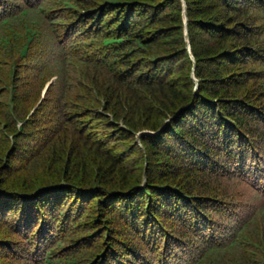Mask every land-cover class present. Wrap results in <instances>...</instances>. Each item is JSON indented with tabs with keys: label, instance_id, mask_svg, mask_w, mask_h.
Returning <instances> with one entry per match:
<instances>
[{
	"label": "trees",
	"instance_id": "obj_1",
	"mask_svg": "<svg viewBox=\"0 0 264 264\" xmlns=\"http://www.w3.org/2000/svg\"><path fill=\"white\" fill-rule=\"evenodd\" d=\"M0 264H264V0H0Z\"/></svg>",
	"mask_w": 264,
	"mask_h": 264
},
{
	"label": "rangeland",
	"instance_id": "obj_2",
	"mask_svg": "<svg viewBox=\"0 0 264 264\" xmlns=\"http://www.w3.org/2000/svg\"><path fill=\"white\" fill-rule=\"evenodd\" d=\"M185 2H183V5H184V21H185V4H184ZM187 14V13H186ZM187 25V24H186ZM186 35H188V32H187V30H186ZM187 41H189V39L187 38ZM188 43V42H187ZM188 47L190 48V44L188 45ZM154 134V133H150V132H148V131H142V132H139L138 133V135H143V134Z\"/></svg>",
	"mask_w": 264,
	"mask_h": 264
},
{
	"label": "water",
	"instance_id": "obj_3",
	"mask_svg": "<svg viewBox=\"0 0 264 264\" xmlns=\"http://www.w3.org/2000/svg\"><path fill=\"white\" fill-rule=\"evenodd\" d=\"M185 4V3H184ZM187 24V14H186V7H185V25ZM188 42V45H189V41ZM189 48V47H188ZM190 49V48H189Z\"/></svg>",
	"mask_w": 264,
	"mask_h": 264
}]
</instances>
